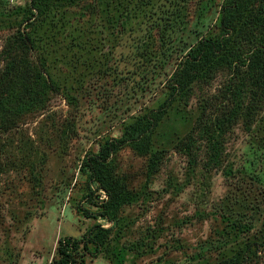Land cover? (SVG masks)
<instances>
[{
    "label": "rangeland",
    "instance_id": "rangeland-1",
    "mask_svg": "<svg viewBox=\"0 0 264 264\" xmlns=\"http://www.w3.org/2000/svg\"><path fill=\"white\" fill-rule=\"evenodd\" d=\"M223 2L0 0V264H53L87 231L100 247L76 264H264V93L253 108L246 77L217 66L167 105L149 151L129 128ZM119 138L125 198L106 208L83 160Z\"/></svg>",
    "mask_w": 264,
    "mask_h": 264
},
{
    "label": "trees",
    "instance_id": "trees-1",
    "mask_svg": "<svg viewBox=\"0 0 264 264\" xmlns=\"http://www.w3.org/2000/svg\"><path fill=\"white\" fill-rule=\"evenodd\" d=\"M217 34L202 38L191 46L179 65L175 68L168 80L167 88L169 97L162 105L153 112L151 117L144 120L146 128L132 129L136 134L135 141H142L149 151V133L158 124L167 110V105L179 97H185L196 82L205 79L217 66L230 67L237 71L249 81L251 92V106L254 108L260 95L264 93V0H224L220 7V17ZM27 37L15 38V46L28 47ZM2 93L8 94L7 91ZM39 94V93H37ZM41 94V93H40ZM224 113L226 108L223 109ZM215 127H221L225 121L214 119ZM213 123V121H212ZM126 138L106 140L95 153H90L83 160L84 167L89 175L106 194L103 206L106 208L119 206L125 198L124 185L118 183L108 167V157L112 150L122 146ZM214 150L209 154L211 160L214 158ZM87 231L81 239L71 237L62 238L58 241V259L53 264H76V256L81 249L89 253L88 242L95 244L98 251L100 243L96 234L89 236Z\"/></svg>",
    "mask_w": 264,
    "mask_h": 264
},
{
    "label": "built area",
    "instance_id": "built-area-1",
    "mask_svg": "<svg viewBox=\"0 0 264 264\" xmlns=\"http://www.w3.org/2000/svg\"><path fill=\"white\" fill-rule=\"evenodd\" d=\"M104 198H106V195L105 196H103Z\"/></svg>",
    "mask_w": 264,
    "mask_h": 264
}]
</instances>
